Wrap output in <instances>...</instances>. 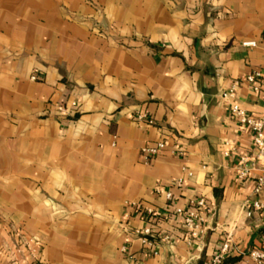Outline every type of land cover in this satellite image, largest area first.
Masks as SVG:
<instances>
[{
    "label": "crops",
    "instance_id": "0c3cea01",
    "mask_svg": "<svg viewBox=\"0 0 264 264\" xmlns=\"http://www.w3.org/2000/svg\"><path fill=\"white\" fill-rule=\"evenodd\" d=\"M261 67L264 0H0V264H206L226 240L250 264L264 189L230 103L261 114Z\"/></svg>",
    "mask_w": 264,
    "mask_h": 264
},
{
    "label": "built area",
    "instance_id": "2783aa9c",
    "mask_svg": "<svg viewBox=\"0 0 264 264\" xmlns=\"http://www.w3.org/2000/svg\"><path fill=\"white\" fill-rule=\"evenodd\" d=\"M244 46H253L255 42H243ZM244 81L248 83L254 92H260L264 90V67L256 68L247 76ZM241 85L240 80H235L225 96L235 97L236 90ZM231 113L243 124H246L253 137L254 153L250 155L241 156L237 166L236 175L240 180H245L250 177L254 170H259V174L256 176L255 193L260 194L264 189V106L259 116L249 115L236 101L230 103ZM167 141L162 139L154 146L145 148L143 151L147 154L157 155L161 150L165 149ZM180 154L182 150L177 148L176 150ZM177 185L182 184V180H178ZM167 196L170 198L171 194ZM193 209L182 210L179 212L184 213V224L190 231L193 237H196L202 232V220L201 211L210 213L212 208L207 204L204 198L192 200ZM264 209V202L262 200H256L252 203V209L248 210V216H251L254 211H260ZM145 236L150 235V230L145 229L143 231ZM143 242L148 245H154L152 240L143 238ZM231 250L229 240H226L219 248V250L212 256V258L206 264H223L228 257ZM250 264H264V250L252 249L248 253Z\"/></svg>",
    "mask_w": 264,
    "mask_h": 264
}]
</instances>
